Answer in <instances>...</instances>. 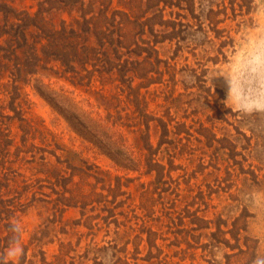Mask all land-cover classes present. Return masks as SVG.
<instances>
[{
    "label": "rangeland",
    "instance_id": "rangeland-1",
    "mask_svg": "<svg viewBox=\"0 0 264 264\" xmlns=\"http://www.w3.org/2000/svg\"><path fill=\"white\" fill-rule=\"evenodd\" d=\"M18 1L11 0V5L21 9L35 2ZM199 1L197 7L206 14L210 8L223 11L220 2L228 3L226 19L222 13L211 15V19L202 15L198 21L181 18L176 13L172 15L177 21L190 25L184 27L182 38L177 36L158 45L159 56L165 59L158 71L163 72L170 64L176 72H163L160 80L149 87L148 111L156 116L168 112L170 126L183 128L177 135L169 134L167 139H179L175 150L169 152L174 155L172 163L168 161L167 153H159V156H165L166 172L169 169L165 175L166 186L171 188L169 197L176 198L178 203L175 208H170L167 203L166 207L161 203L154 207L150 223L151 230L158 234V256H147L145 240L139 241L137 246L129 243L128 254L121 258L124 264H234L238 257L243 258L244 264H264V0H239L242 7L239 9L236 5L235 10L229 6L230 0ZM3 2L6 1L0 0ZM248 6H251L249 12ZM198 22L201 28H198ZM212 24L217 26V31L210 30ZM194 72L204 80L203 84L200 81L190 84L197 80ZM154 76L158 78L156 73ZM38 78L47 82L43 76H35L23 85L27 99L25 116L32 120L33 127L38 128L35 142L41 145L42 136L43 141L51 144L50 149L54 144L74 148L89 163H95L112 177L122 176L121 181L128 184L122 190L131 197L127 200V194L118 196L111 203L115 207L117 201H124L119 209L115 207L116 216L119 210H138L136 206L140 204L142 194L143 200L156 199L160 188L155 191V185L150 184L153 176L140 174L146 170L142 167L131 171L116 166L97 144L85 140L87 131L92 130L88 126L83 129L76 121L65 120L33 87ZM50 85L59 91L62 89L80 104L84 105L86 101L93 104L89 111L93 117L106 114L104 107H98V100L94 99L96 88L85 92L56 77L51 78ZM131 100L125 99L124 107L113 101L112 105L116 107H110L109 113L112 116L117 110L122 114L131 113L134 108ZM112 120L114 118L109 123L114 122ZM15 121L17 126L19 122ZM106 129L107 136L115 143L127 146L129 153L137 152L141 137L127 131L130 127L113 125ZM159 133L151 130L154 144ZM56 153L64 154L60 149ZM43 186L42 190L36 186L33 189L36 198H56L50 186ZM102 194L107 202L113 200L111 195L106 196V191ZM104 202H95L91 206L96 209L88 213L91 214L88 223L81 220L78 208H66L60 218L62 229L56 222L52 235L42 237L38 231L44 228L42 223L50 213V204L36 200L23 213L17 212L21 240L6 250V258L14 262L24 258V264H95L94 254L90 252L84 256L88 244L93 242L92 250L100 254L110 240L106 229L115 228L114 223L95 217L97 213L107 214L101 209ZM137 212L140 214V210ZM117 219L122 220L119 216ZM139 221H133V225L137 222L140 231ZM90 227L93 234H90ZM54 229L68 234L56 236ZM33 235V238L48 240L41 247L45 251L44 261L37 253L32 256L35 251ZM24 247L27 256H21ZM17 248L22 252L9 256V252L15 253ZM240 250L247 254L241 256Z\"/></svg>",
    "mask_w": 264,
    "mask_h": 264
},
{
    "label": "trees",
    "instance_id": "trees-1",
    "mask_svg": "<svg viewBox=\"0 0 264 264\" xmlns=\"http://www.w3.org/2000/svg\"><path fill=\"white\" fill-rule=\"evenodd\" d=\"M3 1L7 3H0V264L25 263L24 258L18 262L7 259L6 250L21 240L17 212L23 213L36 200L50 204V213L42 223L44 228L38 231L42 237L52 235L51 230L56 222L62 229L60 218L66 208H78L81 220L88 223L91 221V214L88 213L96 209L91 206L105 200L106 204H102L101 209L107 214L97 213L95 217L114 223L115 228L106 229L110 240L100 254L92 250L93 242L88 244L84 256L90 252L94 254L95 264H124L121 258L128 254V244L137 246L143 240L146 241L147 256H158V234L156 230H151L150 223L154 207L157 203L166 207L167 203L170 208H175L178 203L176 198L169 197L171 188L165 183L169 169L166 172L165 156H159V153H167L171 164L174 159L171 153L179 139L168 141V136L177 135L183 129L172 126L173 131L168 112L156 116L148 111L149 87L160 80L163 72H176L170 64L163 72L158 71L165 60L159 56L158 45L177 36L182 38L184 27L190 25L172 18L175 13L181 18H195L197 21L202 15L211 19V15L222 13L223 19H226L228 3L225 5L226 2L221 1L223 11L210 8L206 14L197 7L199 0H31L35 2L21 9L13 7L11 0ZM24 1L19 0L18 3ZM210 1L204 0L205 3ZM236 5L239 9L242 7L239 0H230L232 10ZM250 8L248 6V12ZM197 25L198 28L202 27L200 22ZM210 28L218 30L214 24ZM35 76L47 79L44 82L38 78L33 87L65 120L71 123L76 121L83 129L86 130L88 126L92 130L87 131L89 134L85 140L97 144L116 166L131 171L141 170L142 167L146 170L140 174L153 176L150 184L155 185V191L159 188L160 191L156 199L143 200L141 195L140 204L136 206L140 214L134 208L123 209L119 210L118 216L125 221L117 219L114 209H119L124 201H117L115 207L111 203L118 196L127 194V200L131 197L122 190L123 186H128L121 181L122 176L112 177L95 163H89L74 148L54 144L50 149L51 144L43 141L42 136L41 145L35 142L38 128L33 127L32 120L25 116L27 99L23 91V85ZM193 76L197 80L190 84L199 81L203 84L204 80L195 72ZM54 77L64 79L74 88L85 92L96 88L97 96L94 99L98 100V107H104L106 114L93 117L89 112L93 104L87 101L84 105L80 104L62 89L59 91L52 87L50 80ZM128 98L134 101L131 113L122 114L119 110L114 116L109 113L110 107H116L112 105L113 101L122 105ZM112 118L114 122L109 123ZM16 119L19 122L17 126L14 124ZM113 125L126 129L130 127L127 131L139 134L141 141L137 152L129 153L127 146L118 145L107 136L106 127ZM152 129L160 132L156 144L151 141ZM58 149L64 154L56 153ZM43 184L51 187L56 198H36L33 189L36 186L42 190L45 187ZM30 191L32 193L28 195ZM103 191L113 200L107 202ZM135 220H140V231L136 227L137 222L133 225ZM90 229L92 232V227ZM56 233V236L68 234L63 230ZM33 237L35 235L32 236L35 246L32 256L37 253L44 261L45 251L41 247L48 240ZM60 246L62 248L63 244ZM240 254L245 256L247 251L240 250ZM21 256H27L26 247ZM234 264H244L243 258L238 257Z\"/></svg>",
    "mask_w": 264,
    "mask_h": 264
},
{
    "label": "clouds",
    "instance_id": "clouds-1",
    "mask_svg": "<svg viewBox=\"0 0 264 264\" xmlns=\"http://www.w3.org/2000/svg\"><path fill=\"white\" fill-rule=\"evenodd\" d=\"M20 252H22V249H19V248H17L16 250H15V253H13V252H9V256H12V255H14V254H19Z\"/></svg>",
    "mask_w": 264,
    "mask_h": 264
}]
</instances>
